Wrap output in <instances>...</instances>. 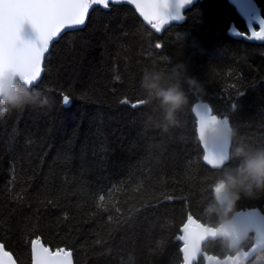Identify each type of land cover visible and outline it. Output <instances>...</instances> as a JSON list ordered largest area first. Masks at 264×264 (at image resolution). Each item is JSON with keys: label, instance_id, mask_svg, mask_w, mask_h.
<instances>
[{"label": "trees", "instance_id": "16d2710c", "mask_svg": "<svg viewBox=\"0 0 264 264\" xmlns=\"http://www.w3.org/2000/svg\"><path fill=\"white\" fill-rule=\"evenodd\" d=\"M257 3L264 9V0ZM233 26L247 31L228 0H198L182 23L160 34L132 7L110 4L53 42L41 78L29 87L52 107L0 121V243L17 264H31L37 237L52 250H71L75 264H181L176 236L187 216L216 226L204 209L220 170L202 161L192 105L204 102L229 119L230 151L240 141L264 147V43L232 37ZM178 62L202 91L187 93L182 126L162 135L144 127L147 107L120 101L143 99L144 68L167 72ZM250 207L264 213V196L242 198L233 212ZM252 241L249 235L241 248ZM203 250L234 253L220 239ZM254 262L264 264V251L247 264ZM195 264H204L202 257Z\"/></svg>", "mask_w": 264, "mask_h": 264}, {"label": "snow or ice", "instance_id": "6c2138e0", "mask_svg": "<svg viewBox=\"0 0 264 264\" xmlns=\"http://www.w3.org/2000/svg\"><path fill=\"white\" fill-rule=\"evenodd\" d=\"M118 2L119 0H0V81L14 78L28 86L36 83L44 71L43 62L49 53L50 45L64 30L84 25L89 10L94 5L108 9L110 3ZM127 2L135 6L143 20L156 32H161L165 25L172 21L183 20V10L193 4V0ZM230 4L245 21L248 29L247 33L234 30V34L249 40L264 41V9H261L257 0H230ZM25 23L35 30V40H25L21 37ZM155 47L160 48L161 44L157 43ZM120 102L130 104L132 109L144 105L143 99L130 102L124 98ZM62 103L70 104L68 95L62 96ZM191 112L195 114V132L203 146L202 161L213 170L220 169L229 153V141L219 137L212 142L206 139L212 125L218 122V116L213 114V109L207 104L194 103ZM223 121L229 123L227 117L223 118ZM211 190L213 191V186ZM14 199L22 201L24 194H18ZM97 199L100 202L105 201L106 194L99 195ZM97 207L102 208L104 204L98 203ZM232 222L254 231L255 242L250 249L242 250L223 261H216V264H241L258 246H264V214L261 210L233 212ZM216 231V227L199 223L189 214L180 229L182 234L176 238L182 242L180 252L183 254V264H195L198 257L203 255V242L217 238ZM71 257L72 252L66 249L50 251L41 243L39 237L31 240L32 264H72ZM205 259L213 261L216 258L205 256ZM0 264H17L13 253L6 250L4 243H0Z\"/></svg>", "mask_w": 264, "mask_h": 264}, {"label": "clouds", "instance_id": "9594fccd", "mask_svg": "<svg viewBox=\"0 0 264 264\" xmlns=\"http://www.w3.org/2000/svg\"><path fill=\"white\" fill-rule=\"evenodd\" d=\"M186 86V87H185ZM144 106L148 111L144 117V127L159 129L162 135H169L180 128L181 112L188 105V92L202 91V84L188 74L187 66L178 62L167 72L144 68L139 81ZM53 105L51 98L38 89H29L18 79L5 78L0 81V121L14 111L24 109L46 110ZM235 130L229 123L218 118L212 125L206 139L216 138L232 141ZM220 174L213 185V199L204 211L217 217L216 237L235 254L242 251L241 244L249 237L250 230L232 222L236 203L242 198L256 199L264 196V147H252L243 141L233 145L227 159L221 166Z\"/></svg>", "mask_w": 264, "mask_h": 264}, {"label": "water", "instance_id": "95a60500", "mask_svg": "<svg viewBox=\"0 0 264 264\" xmlns=\"http://www.w3.org/2000/svg\"><path fill=\"white\" fill-rule=\"evenodd\" d=\"M198 0H193V4H195L196 2H197ZM228 2H229V4H230V0H228ZM126 4V5H128V6H130V7H132L134 10H135V12L137 13V15L143 20V17H141L140 16V14H139V12H137L136 11V9H135V6L134 5H131V4H129L128 2H127V0H119V2L118 3H110V4ZM192 4V5H193ZM192 5H189V6H186V8L183 10V14H184V19H185V12H186V10L187 9H189V8H191L192 7ZM99 5H94L90 10H89V14H90V12L92 11V9L93 8H95V7H98ZM100 7H102V6H100ZM103 8V7H102ZM89 16V15H88ZM88 19V18H87ZM184 19L183 20H181V21H172V22H170L168 25H165V27H164V29H166V28H168L171 24H179V23H182L183 21H184ZM244 21V20H243ZM86 22H87V20H86ZM143 22L147 25V26H149L150 28H151V26L150 25H148L144 20H143ZM244 23H245V21H244ZM86 24V23H85ZM85 24L84 25H82V26H77V27H75V28H72V29H66V30H64L61 34H60V36L63 34V33H65V32H67V31H71V30H76V29H80V28H83L84 26H85ZM152 29V28H151ZM163 29V30H164ZM152 30H154V29H152ZM162 30V31H163ZM234 30H238L235 26H233L232 28H231V30H230V35L232 36V37H235V38H243L244 40H246V41H248V42H252V43H264V41H256V40H249V39H246V38H244V37H241V36H237V35H235L234 34ZM246 32L245 33H247L248 32V29H247V27H246ZM257 30H258V28H257ZM155 31V30H154ZM161 31V32H162ZM156 32V31H155ZM161 32H156V33H158V34H160ZM59 36V37H60ZM21 37L23 38V39H25V40H35L36 39V32H35V30L32 28V26L30 25V24H28V23H25L23 26H22V30H21ZM58 37V38H59ZM58 38L56 39V40H58ZM56 40H54L53 42H55ZM53 42H52V44H53ZM51 44V45H52ZM51 45H50V48H51ZM42 76V75H41ZM39 81V80H38ZM37 81V82H38ZM35 84V83H34ZM34 84H32V85H34ZM32 85H30V86H32ZM30 86H28V87H30ZM196 103H198V104H206V103H204V102H196ZM195 115V114H194ZM218 118H220V117H218ZM220 119H223V118H220ZM230 124V123H229ZM211 132V130L208 132V134ZM201 145V144H200ZM231 145H232V141H230L229 142V152H230V149H231ZM201 148H202V150H203V146L201 145ZM203 154H204V151H203ZM205 164V163H204ZM206 165V164H205ZM208 166V165H207ZM208 167H210V166H208ZM252 209H259V208H256V207H250V208H245V209H240V210H238V211H243V212H248V211H251ZM260 210V209H259ZM236 212V211H235ZM261 213H262V211H261ZM262 214H264V213H262ZM194 219V218H193ZM259 219V218H258ZM187 220V219H186ZM196 220V219H195ZM198 221V220H197ZM186 222V221H185ZM199 222V221H198ZM199 223H201V222H199ZM182 227V226H181ZM181 227H180V229H181ZM212 227H215V226H212ZM182 233L179 231V234L176 236V238L179 236V235H181ZM250 234H252V236H253V241H252V243H254L255 242V232L254 231H250L249 232V235ZM34 239H36V238H34ZM40 239V241H41V243L45 246V247H47V248H49L50 249V251H52V252H56V250H52L49 246H47V245H45L44 243H43V241L41 240V238H39ZM216 239H219V238H210V239H208V240H206V241H204L203 242V245L207 242V241H213V240H216ZM178 240V239H177ZM180 243H181V245H180V248L182 247V242L180 241ZM243 243V242H242ZM203 245H202V251H203V255H201L200 257H202V259H203V261H204V264H216V261H223V260H225L227 257H229V256H234L235 255V253H233V254H227L226 256H224V257H218V256H215V255H212V254H208L206 251H204L203 250ZM252 245V244H251ZM180 248H179V250H180ZM251 248V246H249L247 249H243L242 248V250H248V249H250ZM60 249H64V248H60ZM7 250V249H6ZM8 251V250H7ZM68 251H71V250H68ZM262 251H264V246H258L257 247V249L254 251V252H252L251 254H250V256L249 257H247V258H245V260L244 261H242L241 262V264H247L256 254H258V253H260V252H262ZM72 252V251H71ZM181 253V252H180ZM205 256H207V257H215L216 259L215 260H213V261H209V260H206L205 259ZM181 257H182V262H181V264H183V254L181 253ZM200 257H198V259H197V261L196 262H198V260H199V258ZM71 259H72V264H75L74 263V259H73V252H72V257H71ZM195 262V263H196ZM31 264H32V260H31Z\"/></svg>", "mask_w": 264, "mask_h": 264}, {"label": "flooded vegetation", "instance_id": "af4514ba", "mask_svg": "<svg viewBox=\"0 0 264 264\" xmlns=\"http://www.w3.org/2000/svg\"><path fill=\"white\" fill-rule=\"evenodd\" d=\"M250 235H252V234H250ZM252 239H253V236H252Z\"/></svg>", "mask_w": 264, "mask_h": 264}, {"label": "rangeland", "instance_id": "374dc122", "mask_svg": "<svg viewBox=\"0 0 264 264\" xmlns=\"http://www.w3.org/2000/svg\"><path fill=\"white\" fill-rule=\"evenodd\" d=\"M258 258V257H257ZM254 261V260H253ZM253 264H255V262L253 263Z\"/></svg>", "mask_w": 264, "mask_h": 264}]
</instances>
